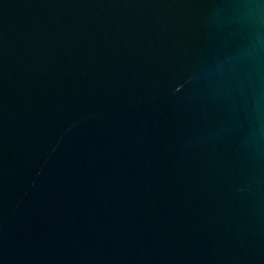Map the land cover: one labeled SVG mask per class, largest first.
Here are the masks:
<instances>
[{
	"label": "water",
	"instance_id": "obj_1",
	"mask_svg": "<svg viewBox=\"0 0 264 264\" xmlns=\"http://www.w3.org/2000/svg\"><path fill=\"white\" fill-rule=\"evenodd\" d=\"M0 264H264V0H0Z\"/></svg>",
	"mask_w": 264,
	"mask_h": 264
}]
</instances>
